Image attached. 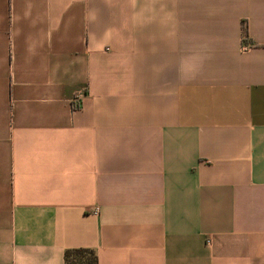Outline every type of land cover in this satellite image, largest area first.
<instances>
[{
  "label": "crops",
  "instance_id": "crops-1",
  "mask_svg": "<svg viewBox=\"0 0 264 264\" xmlns=\"http://www.w3.org/2000/svg\"><path fill=\"white\" fill-rule=\"evenodd\" d=\"M76 249L264 264V0H0V264Z\"/></svg>",
  "mask_w": 264,
  "mask_h": 264
},
{
  "label": "trees",
  "instance_id": "trees-1",
  "mask_svg": "<svg viewBox=\"0 0 264 264\" xmlns=\"http://www.w3.org/2000/svg\"><path fill=\"white\" fill-rule=\"evenodd\" d=\"M242 32L243 36L246 37L244 27ZM63 264H97V259L94 252L91 250H67L63 254Z\"/></svg>",
  "mask_w": 264,
  "mask_h": 264
},
{
  "label": "built area",
  "instance_id": "built-area-1",
  "mask_svg": "<svg viewBox=\"0 0 264 264\" xmlns=\"http://www.w3.org/2000/svg\"><path fill=\"white\" fill-rule=\"evenodd\" d=\"M249 47H250L249 44H245V43L242 44V49L244 51L247 50ZM73 101L76 102L77 100L76 99L75 100L73 99Z\"/></svg>",
  "mask_w": 264,
  "mask_h": 264
}]
</instances>
